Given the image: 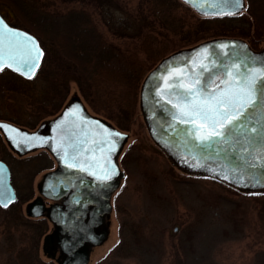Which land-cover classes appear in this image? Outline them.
<instances>
[{
    "label": "rangeland",
    "instance_id": "374dc122",
    "mask_svg": "<svg viewBox=\"0 0 264 264\" xmlns=\"http://www.w3.org/2000/svg\"><path fill=\"white\" fill-rule=\"evenodd\" d=\"M24 1L55 13L84 9L108 41L127 51L140 45V34L154 35L163 29L156 13L168 8L164 0ZM0 14L23 29L16 12L2 2ZM253 48L263 49L264 38ZM142 84L135 113L123 123L116 115L93 110L74 82L63 90L41 74L25 79L4 69L0 71V120L34 129L52 120L73 98H80L91 115L129 135L119 156L124 176L110 195L108 238L92 253L89 264H264V188L247 190L208 172L177 168L148 131L140 108ZM14 157L0 135V159L12 167L19 195L17 205L0 210V264H53L42 251L49 225L28 218L22 206L35 197L33 185L54 163L45 151L20 161ZM29 173H36L34 180ZM127 224L142 231L140 243L131 242L135 255L118 254L124 237L129 239Z\"/></svg>",
    "mask_w": 264,
    "mask_h": 264
},
{
    "label": "snow or ice",
    "instance_id": "6c2138e0",
    "mask_svg": "<svg viewBox=\"0 0 264 264\" xmlns=\"http://www.w3.org/2000/svg\"><path fill=\"white\" fill-rule=\"evenodd\" d=\"M190 2L201 8L204 6L199 0ZM239 5L240 0H234L233 7ZM228 43L235 42L221 43L220 47L227 49ZM198 52L200 55L187 63H179L176 67L157 74L162 76L163 84H158L156 91L174 108L169 112L173 121L169 127L177 131L175 121L189 125L190 127L178 130L177 135L188 140L193 148H203L214 143L234 147L235 137L242 131L257 133L256 137H244L248 144L258 140L264 141V127L257 132L256 127L246 128L245 124L250 121L256 110L264 111V59L246 54L241 56L237 52H233L231 56L225 54L223 58L220 54L209 58L207 46ZM42 56L43 49L36 37L11 27L0 18V70L7 65L25 76H34ZM206 72L207 77L202 80ZM216 80L220 81L219 85L215 83ZM213 87L215 91L206 90ZM77 113H82V109L79 105H73L65 116L57 121V136L53 139L57 148L62 150L57 154L69 168L88 172L100 182L107 181L116 172L112 154L119 147L117 138L123 134L99 120H92L84 115L78 116ZM69 116L73 117L71 121ZM0 127L8 132L14 142L16 136L13 133L24 137L29 135L21 133L9 124H0ZM190 137L198 140L199 145L192 143ZM25 143L30 141L26 140ZM89 145L92 147L89 148ZM240 150L247 152L244 147ZM260 151L264 152V148ZM251 158L264 164L262 155L254 154ZM256 166L255 163L249 164L248 159H244L243 168ZM243 168L235 170L243 171ZM5 198L11 201L15 197L6 192L0 168V203H4Z\"/></svg>",
    "mask_w": 264,
    "mask_h": 264
},
{
    "label": "trees",
    "instance_id": "16d2710c",
    "mask_svg": "<svg viewBox=\"0 0 264 264\" xmlns=\"http://www.w3.org/2000/svg\"><path fill=\"white\" fill-rule=\"evenodd\" d=\"M164 1L168 8L156 13L163 29L154 35L140 34V45L127 51L108 41L84 9L55 13L24 0H0L16 12L22 28L44 49L38 74L63 90L68 83H76L93 110L116 115L123 123L135 113L144 77L166 56L216 38H241L255 48L264 38V0H246L242 12L223 16L193 13L181 0ZM180 7L181 14L177 12ZM125 227L129 239L124 237L118 254L135 255L131 242L140 243L142 231L134 224Z\"/></svg>",
    "mask_w": 264,
    "mask_h": 264
},
{
    "label": "water",
    "instance_id": "95a60500",
    "mask_svg": "<svg viewBox=\"0 0 264 264\" xmlns=\"http://www.w3.org/2000/svg\"><path fill=\"white\" fill-rule=\"evenodd\" d=\"M182 1L187 5H189L191 8H193L197 13L203 16L233 15V14H238L245 9V0H240V5L237 7H233L234 0H227V2H225V0H199V2L204 5L203 8L194 5L192 2H190V0H182ZM0 18H3L1 14H0ZM4 21L8 25H10L5 19ZM18 29L22 31H26L21 28ZM28 33L34 36L30 32ZM37 41L39 42L38 39ZM225 42H235V43H228L227 49L221 48L220 44ZM206 46H207V52L209 53V58H215L216 54H220L221 58H223L225 54L231 56L233 52H237L241 54V56L246 54L247 56L257 57L258 59H264V51L260 53H255L250 48L247 42L238 38H216L213 40L205 41L194 47L179 50L173 53L170 57L164 59L161 62V64H159L157 68L153 70L146 78L142 88V102L145 109L147 105H156V106L160 105L163 109L167 111L165 115H167V117L170 118L171 123H173L172 118L169 114L170 110H174L173 106L168 104L167 100H164L163 97H161L156 91V86L158 84H163L162 76L157 74L162 73L168 68L176 67L177 61H185L187 63L188 60H191L194 57H198L200 55L198 50ZM242 46H246V47H242ZM44 54L45 52L43 49V56L40 60L39 67L35 71L34 76H30V77L25 76L22 72H17L14 68L8 67L7 65H5L3 70L9 69L26 79H32L36 76L39 68L42 65ZM188 67L190 69V65ZM206 77H207V72L204 74V77H202L201 79L203 80ZM219 83L220 81L217 82V85H219ZM206 90L215 91V88L212 89L210 88ZM157 101L160 102L157 103ZM73 105H79L80 108L82 109V113H77L78 116L84 115L92 120H99L102 124L106 125L107 127L114 129L115 131H118L123 134L122 137L117 138L119 147L112 154V161L116 167V172L112 175V177L109 180L104 181L105 191L107 192L106 194L107 210L109 211L111 209V204L109 201L111 192L119 186V180L121 177L124 176V173L121 172L119 164L117 163V157L120 154L124 144L128 140L129 137L128 134L116 129L104 119L91 115L87 110L83 101L79 98H75L72 101H70L68 105L64 108L63 112L55 120L49 122L50 130L49 133L47 134L40 133V131L44 128V125H42L37 132H30L29 130L18 127L12 123L0 121V124H9L13 128L19 129L21 133L29 134L28 137H24L17 133H13V135L16 136V142H14L9 137L8 132L3 127H0V129L4 134L5 138L7 139L8 143L10 144V146L19 154H25L27 151L34 150L37 148H48L51 151V153L57 158V160L60 163L61 170L46 175L41 185V193L47 198H51L53 200H60L66 196L69 187L71 185L73 184L79 185V184L87 183V180L82 175L85 173L84 171L76 168H69L66 164L62 162L61 156L57 154L58 151H62V150L57 148L56 142L53 139V137L57 136V128H58L57 121L61 120L65 116V113L67 112L69 107H72ZM68 119L69 121H71L73 117L69 116ZM174 124L177 131L180 129L190 127L189 125L180 124L179 121H175ZM245 124H246V128L256 127L257 132H259L260 129L264 127V111L256 110L252 114L250 121H246ZM91 127L94 128L95 126H91ZM177 131H174L173 128L169 127V125L166 126L151 125V135L157 143L163 146L167 145L168 147L171 146L173 148L175 147L180 148L181 151L187 157H190L192 161L196 159V161H199L200 164L204 165L203 168L197 167L202 171H206L222 179L230 181L243 189L264 188V164H262L261 161L259 160H253L251 158V155L254 154H259L264 156V152L260 151L261 148H264V141L258 140L253 142L252 144H248L246 141L245 142L243 141V135L256 137L257 133L250 131L248 132L242 131L241 133L236 135L239 138L235 139V146L233 147L231 145H228L229 150L227 149L225 150V148H223L224 147L223 143H214L211 146H206L203 148H193L191 147V144H189L188 140H185L183 137L177 135ZM36 137L42 139H37ZM190 139L192 143L199 145L200 142L198 140L191 137ZM26 140L30 141V143H25ZM218 146L221 148V150L220 148H218ZM91 147L92 145H89V148ZM241 147L247 148V152H242L240 150ZM242 157L244 159H248L249 164L255 163L257 166L255 168H251V167L243 168L244 159H242ZM212 165L216 166L214 170L208 168L211 167ZM0 168H2L3 183L6 192L14 195L15 197L11 201L5 198V202L0 203L3 207H8L15 201L16 194L10 183V171L8 166L2 161H0ZM238 168H243V171L235 170ZM248 173H252L253 175H249ZM90 176L92 175L90 174ZM92 177L95 180H97L95 176ZM88 183H90V181H88ZM44 211H45V207L43 205L42 199L36 200L28 206V214L32 216H39L43 214ZM85 262L86 261H84V263ZM62 264H68V263H62Z\"/></svg>",
    "mask_w": 264,
    "mask_h": 264
},
{
    "label": "flooded vegetation",
    "instance_id": "af4514ba",
    "mask_svg": "<svg viewBox=\"0 0 264 264\" xmlns=\"http://www.w3.org/2000/svg\"><path fill=\"white\" fill-rule=\"evenodd\" d=\"M250 48L255 53H260L264 51V48L261 50L254 49L251 46ZM170 56H167L162 60H160L159 63H157L148 72V74L145 76L143 84L146 78L148 77V75L153 70H155L157 66L161 64V62L164 59ZM179 63H186V62L177 61L176 66ZM170 69L171 68H168L167 70ZM218 81L219 80L215 81V83L217 84ZM143 84H142V88H143ZM68 103L65 105V107L68 105ZM64 108L52 120L43 122L37 128L34 129H27L24 127L21 128L27 129L30 132H37L41 128V126L44 125V128L40 131V133L47 134L49 133L50 130L49 122L55 120L63 112ZM140 108L143 113L144 121L147 125L150 135H151V125L166 126L171 123L170 118H168L167 115H165L167 111L163 109L160 105L159 106L147 105L146 109L144 108L142 102V89H141V98H140ZM0 135L4 139V142L8 150L12 153L13 156H15L14 158H16L18 161H20L21 159H25L29 155L36 154L37 152L45 151L46 153H48V155L50 156V158L54 163L51 168L45 170L41 174L40 179L35 183V185L32 184L34 186L33 187L34 190H36V195L31 201H27L26 204L22 206V211L26 214L28 218L44 220L46 225H49V230L45 233L44 236L46 241L42 248L43 254L53 264H62V263L89 264L91 261L92 253L104 240L108 238V231H109L108 223L110 218L109 212L111 211V209L109 211L107 210V200H106L107 192L105 191V187H104L105 182H100L98 180H95L92 176H90L88 172H85L82 175L87 180L86 184L71 185L69 187L66 196L60 200H53L51 198H47L41 193V185L46 175L61 170L60 163L57 160V158L51 153V151L48 148H37L34 150L27 151L25 154H19L10 146L4 134L2 133L1 129H0ZM244 137L245 136L243 135V141L245 142ZM237 138L239 137L236 136L235 139ZM152 139L154 140L153 137ZM154 142L168 156L171 162L183 172L195 173V174H201L202 172H206L197 168V167L203 168L204 167L203 164H200L199 161H196V159L192 161L191 158L187 157L181 151L180 148L178 147L173 148L171 146L168 147L167 145L163 146L157 143L155 140ZM223 146L222 147L225 148V150L226 149L229 150L228 145L223 144ZM218 148L220 147L218 146ZM120 154L117 157L118 164H119ZM0 161L5 163L9 168L10 183L16 194L15 201L8 207H3L0 204V210H9L10 208L17 205L19 195L17 194L16 184L14 183V179H13L14 172L12 167L4 159H0ZM208 168L214 170L216 166L212 165L211 167ZM29 174L33 177L34 180V175H36V173L35 174L29 173ZM88 181H90V183H88ZM39 199L43 200L45 211L43 212V214L39 216L29 215L28 206L34 201ZM9 240H10V236L7 238V242ZM10 247L11 244L6 245V248L9 251L11 250L9 249ZM84 261L86 262L84 263Z\"/></svg>",
    "mask_w": 264,
    "mask_h": 264
}]
</instances>
